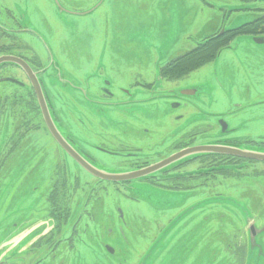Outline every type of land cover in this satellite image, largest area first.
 <instances>
[{
    "label": "rangeland",
    "instance_id": "374dc122",
    "mask_svg": "<svg viewBox=\"0 0 264 264\" xmlns=\"http://www.w3.org/2000/svg\"><path fill=\"white\" fill-rule=\"evenodd\" d=\"M236 2L0 0V24L9 29L16 21V27L24 26L31 32L10 33L12 37L3 33L0 45L9 44L11 39V43L16 42L14 35H19L40 59H44L45 46L52 49L53 55L47 51L51 62L49 72L67 81L69 87L79 86V93L84 97L79 101L69 96L68 104L82 102L91 115L98 117L89 119L84 114H68L69 130L74 138H68L69 144L98 170L108 174L125 173L133 169L124 164L125 158H129L125 157L127 148H143L144 155L138 154L139 158L151 159L155 153L167 155L177 141L201 127L204 131L196 132L192 144H212L213 141H204L202 134L206 133L207 125H217L222 119L230 126H240L233 134L238 139L264 141V129L260 126L264 124L263 109L257 105L259 101L246 99L247 93L251 92L249 97H252L257 88L256 74H249L247 69L264 67V41L258 44L253 36L240 35L232 39L224 56H217L213 63L184 78L167 81L158 74L161 65L194 48L206 34L222 26L236 27L261 14L239 13ZM253 4L264 7L262 0ZM7 52L16 54L14 48ZM55 77H48L52 85L58 84ZM91 80L94 86L109 81L113 99L98 104L91 93ZM143 83L151 85L145 88ZM9 86L1 82L0 95ZM185 90L194 94L183 95ZM179 102L180 106H173ZM55 104L63 110L60 103ZM249 115V124L242 128L241 118ZM59 130L66 136L60 126ZM34 137L36 158L31 164H37V168L34 177H28L25 184L40 186L33 194H21L11 205L10 209H17L21 215L28 214L30 208L42 206L39 197L46 192L55 162V145L45 130L36 131ZM94 146L117 151L118 155ZM252 147L256 149L251 150L264 153V145ZM19 163L16 159V167ZM67 164L71 173L79 175L84 190L89 188L88 205L81 219L88 228L82 236L84 243L74 251L77 261L69 264H229L223 254L227 238H233L234 231L239 234L244 223L255 221L259 216L256 214L264 210L263 163L257 165L256 174L238 179L218 178L220 182L202 190L198 187L196 193L165 191L157 185L135 180L129 185L132 189H128L133 200L124 198L112 184H97L69 158ZM196 166H188L186 170ZM14 184L15 181L12 187ZM15 187L10 189L14 191ZM92 188L97 189L94 196ZM7 195L9 198L11 193ZM115 206L124 214V226L119 232L116 225L113 236L104 237L96 222L104 224L107 214H116ZM89 210L91 214L87 215ZM258 242L263 256L255 264H262L264 241ZM103 243L114 248L113 255L101 247ZM5 244V249L14 246L13 238ZM4 252L0 253V259ZM71 255L67 253L65 257L71 259ZM56 263L59 264L53 262ZM245 264H254L253 259Z\"/></svg>",
    "mask_w": 264,
    "mask_h": 264
},
{
    "label": "flooded vegetation",
    "instance_id": "af4514ba",
    "mask_svg": "<svg viewBox=\"0 0 264 264\" xmlns=\"http://www.w3.org/2000/svg\"><path fill=\"white\" fill-rule=\"evenodd\" d=\"M236 1L238 5L236 10L239 13L255 11L261 13L258 16L259 18L264 16V7L253 4V2L258 0ZM16 24L17 22L15 21L11 27H8L9 29L4 28L3 25L0 24V29L2 30L0 38H3L5 35L12 37L10 33H31L26 27L19 25L16 27ZM222 28L224 27L222 26L218 30H214L211 34H206L205 38L217 35ZM225 30L226 29H224V31ZM223 33L217 36L223 35ZM240 35L253 36L258 44L264 41V30L262 29ZM14 36L17 39L16 42L11 43V39L9 44L0 45V56L8 55L20 58L29 67L31 75L25 72L24 69L16 63H0V83L6 82L11 84V86H9L8 89H4L2 95H0V134L2 133V142L0 143V253L5 251L0 259V264H53L54 261L59 262V264H69V262L77 261V254H74V251L77 245L80 246L84 243L82 236L85 235L84 230L88 228H85L84 222L83 224L81 223V219L84 217L88 205L86 199L89 197V188L84 190L85 185H82L80 182L79 175H74L70 172L67 164L68 158L75 163L80 171L82 170L89 174L97 184H112L116 191L124 198L130 200L135 199L129 194L128 190L132 189L129 185L135 180L157 185L164 188L165 191L174 190L182 191L183 193L187 191L189 193H196L198 187H200L198 190H202L203 187L206 189L210 187V184H217L220 182L218 178L238 179L245 175L256 174L257 165L259 163L264 164V161L261 160L242 158L234 155L199 153L180 158L154 172L140 176L141 178L130 181L112 182L102 180L90 174L70 157L53 137L45 121L44 113L40 109L38 91H40L41 98L47 107L45 113L53 129H55L59 136L68 143H71L68 138L74 140L71 136L72 132L69 130L70 120L67 117L68 114L70 115V113H73L76 116L84 114L87 115L89 119L98 117L91 115L88 112L87 105L82 102H72L70 105L68 104L67 98L69 96L72 98L75 97L79 101L84 97L79 93V86L72 85L70 88L67 81L57 79L55 77L56 74L49 72V66L51 64L49 52L51 54L53 53L49 46H45L47 49H45L44 59H40L38 53L32 46L28 43L25 44V41L22 40L19 35ZM230 42L218 48L216 56L210 61L179 77L171 73L173 66L171 62L187 51L179 54L175 58L169 59L160 66L158 72L159 78L167 81H175L188 76L190 73L200 68L208 66L213 63L217 56L228 52L226 50L230 48ZM13 48L16 54L7 52ZM47 51L49 52L47 53ZM247 72H249V74H256L257 88L253 91L252 97H249L251 92H248L246 99L253 98L259 101L257 105L263 109L262 114L264 119V67L259 66L256 69H247ZM49 76L55 77L58 84L52 85L48 80ZM32 80L35 81L39 90L35 87ZM110 85L111 83L107 81L104 85L94 86L91 80V86L93 88L91 93H93L95 99H97L96 102L98 104H103L106 100L113 99V93L109 87ZM150 85L151 83H143L142 87L149 88ZM58 87H61L60 91ZM191 94H194V91L185 90L183 92V95L189 96ZM87 98L89 99V97ZM56 102L62 105L63 110L57 108ZM69 106H72L74 109L71 110ZM76 106L80 107V109H76ZM173 106H180V102L173 103ZM207 114L208 113L205 115ZM250 119L251 115L247 118H241V122H243L242 128H244V125L249 124ZM217 122V125H207L206 133L202 134L205 136L204 141L206 139L213 141V144H224L241 149H254L255 147H252L254 145H264V141L252 139L240 140L233 136L234 133L241 129L240 126H230L229 122L225 119ZM59 126L63 128L66 136L59 130ZM260 126L264 129V124ZM41 128L45 130L51 138L53 145H55V162L51 170L50 182L45 188L46 192L39 197L43 201L42 206L37 205L30 208L28 214L27 212H22L21 215L19 213L20 211L14 208L15 211H12L10 207L15 204V200L20 198L21 194H33L39 189L37 186L40 185L29 186L25 184V181L28 177H34V170L37 168V164L32 165L31 162H34L36 158V149L34 146L36 137L34 136L36 131H39ZM200 131H204L202 127L200 130L195 128L188 135L182 137L179 142L177 141L171 147L173 153H171V150L167 155L155 153V157H149L151 159L144 156H142L144 158H139L138 154L142 153V155H144L143 148L129 147L125 154V157L129 158H125L126 161H124V164L133 167V169H131L132 171L155 165L183 149L197 145L192 144V142L196 132ZM94 148H96V146H94ZM96 149H102L101 151L108 153L112 152V154L118 155L117 151L115 152L114 150L111 151L110 149L107 150L102 147ZM156 157H158V159L155 160L154 158ZM16 159L20 161L19 167L15 165ZM194 164L197 165L194 169L186 170L188 166ZM7 179H9L8 183ZM13 181H15L14 186H17L14 191L10 189V186L11 188L14 187H12ZM8 193H11L9 198L6 197ZM94 194H97V189L92 188L91 195L94 196ZM77 195H81V197ZM115 207L114 211H116L115 213L117 215L113 214V211V215L107 214L108 216H105L107 221L104 224L99 223V221L96 222L98 229H100V232L102 231L101 234L104 237L113 236L114 233L112 230H114L116 225H118L117 229L119 232H121L122 226H124V214L120 207ZM86 214H91L90 210ZM256 215L259 216L256 217L255 221L252 222L249 220L244 223V226L240 228L241 232L239 234L234 231V237L229 240L227 238V242L224 244L225 252H220L219 254L223 253L224 258H227L229 264H245V261L251 262V259H253L254 264L256 261L260 262L263 255H261L262 249L258 241H264V210L258 212ZM88 217L89 216H87V218ZM110 218L113 221L118 220L119 223L110 222ZM120 222L122 224H120ZM12 238L14 246L12 245V247L5 249V242ZM101 247L110 255H113L115 252L114 248L109 244L103 243ZM57 252L59 256L56 254ZM67 253L72 254L71 259L65 257ZM214 254H216V252L213 253L212 256ZM262 264H264V262Z\"/></svg>",
    "mask_w": 264,
    "mask_h": 264
},
{
    "label": "water",
    "instance_id": "95a60500",
    "mask_svg": "<svg viewBox=\"0 0 264 264\" xmlns=\"http://www.w3.org/2000/svg\"><path fill=\"white\" fill-rule=\"evenodd\" d=\"M264 1V0H262ZM221 33V32H220ZM2 62H13L18 65H20L25 72L31 75V71L29 70V67L27 64L21 60L20 58H17L15 56H0V63ZM32 79V78H31ZM35 87L38 89L37 85L35 84V81L32 80ZM39 90V89H38ZM38 99L40 104V109L44 113V118L47 123V126L52 133L53 137L56 139V141L60 144V146L65 150L70 157H72L82 168H84L87 172L90 174L97 176L98 178L102 180L112 181V182H123V181H130L137 178H141L140 176L149 174L151 172H154L180 158H183L188 155L192 154H199V153H216V154H226V155H234L237 157L242 158H249V159H255V160H261L264 161V153L257 152L251 149H241L236 148L224 144H206V145H200V146H193L187 149H183L165 159H163L161 162L152 165L147 168L139 169V170H133L128 171L125 173H118V174H108L101 170H98L94 166H92L86 159H84L67 141L63 140L58 132H56L55 129H53V126L49 122V119L47 117L46 111V105L43 102L40 91H38Z\"/></svg>",
    "mask_w": 264,
    "mask_h": 264
},
{
    "label": "trees",
    "instance_id": "16d2710c",
    "mask_svg": "<svg viewBox=\"0 0 264 264\" xmlns=\"http://www.w3.org/2000/svg\"><path fill=\"white\" fill-rule=\"evenodd\" d=\"M258 29L264 30V16L230 29L226 28L223 35L204 38L194 48L171 62L173 64L171 73L179 77L193 71L214 58L217 54V49L229 43L235 36Z\"/></svg>",
    "mask_w": 264,
    "mask_h": 264
}]
</instances>
